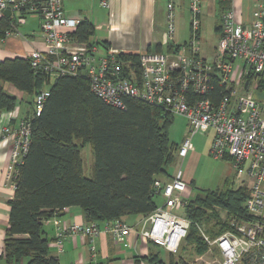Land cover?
Here are the masks:
<instances>
[{
  "label": "built area",
  "instance_id": "built-area-1",
  "mask_svg": "<svg viewBox=\"0 0 264 264\" xmlns=\"http://www.w3.org/2000/svg\"><path fill=\"white\" fill-rule=\"evenodd\" d=\"M97 1L100 7H109V0ZM222 1L229 6L221 15L212 61L203 56L199 47L201 0H189L192 33L189 41L169 52L140 53L137 65L100 47L90 40L92 37L84 43L73 38L81 21L64 16L62 0H41L34 12L40 16L43 48L32 50L27 59L35 74L46 75L51 80L87 76L91 93L106 105L125 109L127 100H135L184 118L189 135L179 145L180 159L194 150L191 139L197 132L212 130L210 155L215 159H230L236 179L249 184L244 206L249 218H236L214 208L224 223L218 225L223 232L213 240L203 232L200 235L217 254L218 260L213 264H264V90L259 86L260 75L264 73V0H256L248 24L236 19L233 0ZM7 7L18 20L31 10L27 0H0V11ZM174 31V9L170 4L162 32L163 47L168 45ZM13 32V29L6 31L5 37ZM237 61H241L240 72L234 70ZM213 83L224 92L218 101L210 95ZM238 86L243 94L238 93ZM49 97L48 86L35 95L33 118L41 115ZM19 113L16 105L0 114V124L5 121L0 129L1 138L11 143L4 182L12 191L16 189L18 170L31 138L28 115L16 122ZM187 186L180 169L166 183L156 181L154 188L163 198V205L143 218L138 227L129 226L122 219L102 227L97 223L61 226L58 218L69 208L55 210L50 221L57 228L56 247L61 251L62 241L68 235L93 239L109 234L116 241L150 242L162 248L170 259L178 253L190 226L186 218L173 213L177 206H185L182 197ZM139 263L148 264L142 260ZM185 263L212 264L202 257Z\"/></svg>",
  "mask_w": 264,
  "mask_h": 264
},
{
  "label": "trees",
  "instance_id": "trees-1",
  "mask_svg": "<svg viewBox=\"0 0 264 264\" xmlns=\"http://www.w3.org/2000/svg\"><path fill=\"white\" fill-rule=\"evenodd\" d=\"M25 12V11H23ZM11 18L0 20V38L12 30ZM95 33L83 20L72 34L81 43ZM167 51H172L167 46ZM120 58L137 65L138 54L120 53ZM259 86L264 90V73ZM2 83L27 94L31 124L30 147L18 170L16 189L8 202L9 221L5 230L1 259L6 264H60L49 256V240L43 223L53 211L78 208L87 223H109L135 215L146 218L159 207L154 188L166 178L168 167L176 161L178 144L170 143L168 130L172 117L142 102L127 100L125 109L106 105L89 88L85 75L55 80L35 74L27 58L0 62V114L15 108L18 100ZM49 87L50 97L39 117L31 111L36 94ZM214 101L223 89L213 83ZM91 147L93 163L89 177L84 175L81 149ZM248 190L238 186L223 191H200L186 201L185 215L190 222L184 241L200 254L207 244L199 233L200 225L213 226L222 233V209L236 218L248 219L245 202ZM215 223V224H214ZM148 264H186L171 257L164 263L157 254L144 258ZM137 262V261H136Z\"/></svg>",
  "mask_w": 264,
  "mask_h": 264
},
{
  "label": "crops",
  "instance_id": "crops-1",
  "mask_svg": "<svg viewBox=\"0 0 264 264\" xmlns=\"http://www.w3.org/2000/svg\"><path fill=\"white\" fill-rule=\"evenodd\" d=\"M27 1L31 6V10L26 11L22 19L18 20L14 13L9 17L14 21L15 26L12 28L14 32L3 39L0 38V62L16 58L25 59L32 50L43 48L40 31V16L34 12L35 6L39 5L41 0ZM183 1L184 0H109L108 8L99 9L97 0H62V9L64 16L69 19L86 20L90 22L95 30L94 36L90 38V40L93 39L105 50H109L115 54L116 52L119 54H136L138 52L155 53L161 52L163 48L166 49L167 46H171L172 49L181 46L175 39L174 31V36L169 41L168 45L163 47L162 36L156 31V26L162 27L165 23L166 11L171 4L174 9L176 30L178 12L175 10L177 8L180 9V5H182ZM204 1L207 0H201L202 14V3ZM209 3H211L213 7V0H209ZM219 3L220 4H217V6L219 7L221 19L222 13L229 5L222 0H220ZM256 4V0H233V9L236 19L243 24H248ZM212 10L213 8H211L210 12ZM1 19L8 18L0 11V20ZM216 29H219V27H216ZM133 31L135 35L131 36ZM156 34H159L160 37ZM154 45L156 46V51H149L153 49ZM21 102L23 103L24 101ZM27 102L28 103L25 102L26 104L23 108L19 106L20 113L16 122L25 118L29 113V98ZM4 123L5 121L0 124V129ZM0 140V264H6L4 260L1 259V253L5 230L8 227L9 221L10 209L8 202L13 198L14 191L9 189L4 182V174L8 167L11 143L3 141L1 135ZM194 154L195 151L193 150L188 153L184 159H180L176 156V161L174 163L177 164L179 161L180 165L184 164L186 166L187 169L185 172L182 171V174L185 181L191 186L192 181L189 175V166L195 157ZM228 160L231 162L230 159ZM178 170L175 171V169H173V172L168 171L169 175L166 178H159L157 181L162 184L166 183ZM186 191L187 189L184 194ZM135 217L134 219L128 218L127 220L124 218L123 221L129 226L138 227L143 221V218L140 216ZM58 219L61 226L71 224L84 225L87 223L82 211L73 207L62 213ZM97 224L102 227L105 223ZM42 228L46 238L49 240L48 254L56 258L60 264H140V260L145 261L144 258L147 256L156 254L152 248L153 244L150 242L134 239L116 241L109 234H101L93 239L81 235H68L63 239L60 251L55 244L57 228L52 224L50 219L43 223ZM21 264H27V259H24Z\"/></svg>",
  "mask_w": 264,
  "mask_h": 264
},
{
  "label": "rangeland",
  "instance_id": "rangeland-1",
  "mask_svg": "<svg viewBox=\"0 0 264 264\" xmlns=\"http://www.w3.org/2000/svg\"><path fill=\"white\" fill-rule=\"evenodd\" d=\"M219 1L220 0H213V7L211 6V3H209V0L204 1L202 3L203 14L201 9V14H202L201 26L199 30L198 41H199L200 51L209 61L213 60L214 50H215L214 48L218 43L219 29H216V27H219L221 21L219 7L217 6V4H220ZM98 8L100 9L102 7L98 6ZM211 8H213V10L210 12ZM175 11L178 12V14L176 13L177 19H176L175 39L182 46V44L187 43L189 41V38L192 34L191 26H190L191 14L189 11V0H184L182 5H180V9L177 8ZM163 25H162L163 28L158 25L156 26L157 29L156 31L160 33V36H162L161 32L165 30V23ZM134 35L135 32L133 31L131 36ZM156 35L159 36V34ZM114 50L117 51L116 49ZM149 51L155 52L156 46L154 45L153 49ZM162 52H167V50L163 48ZM117 54L119 53L116 52V55ZM136 54H140V53L138 52ZM240 69H241V61H237L234 66V70H239L240 72ZM239 79H240V75L238 76L237 80ZM1 85L9 95L16 97V99L18 100L17 102L18 107L21 106V108H23L24 105L28 103L27 100L28 98L30 99V97L27 94L17 91L10 84L2 83ZM240 88L241 87L238 86V89ZM238 93L243 94L244 91L240 89ZM21 101L24 102L22 103ZM188 135L189 134H188L187 121L180 116H173L171 126L168 130V138L170 140V143H175L179 145L183 141V139ZM213 135L214 132L212 130L199 131L191 139V143L195 151L194 154L195 157L193 158V161L189 166V173H190L189 175L192 181V186L191 185L187 186V191L182 197L183 200L182 203H184L185 201H189L197 193H200V191H206V190L223 191L226 189H235L238 186L245 187L246 189L249 187V184L247 182L238 181L236 179L235 177L236 172L233 168L232 163L228 159H215L210 155L209 152H210ZM81 158L83 161L84 175L86 177H89L91 171V165L94 159L91 152V147L88 144L81 149ZM179 168L183 172H185L187 169L184 164L180 165L178 161L177 164H173L169 166L168 171L173 172V169H175L176 171ZM156 203L158 206H162L163 198L162 197L156 198ZM173 213L177 214V216L179 217H184L185 206L183 204L177 206L173 210ZM126 217H127L125 218L126 220L128 218L129 219L136 218L135 215H130ZM201 232L206 234L210 238V240H213L219 235H221L220 232H217V228L213 226V222L211 223L210 226L201 224L199 233L201 234ZM152 246H153L152 247L153 251L160 257V259L164 263H167L169 261L168 254L162 248L154 245ZM216 255L217 254L215 250L209 246H207L205 252L196 254L192 251V247L189 244H187L184 240H182L179 247V251L177 254L173 255V259L174 260L182 259L186 262H192L196 257H202V260L212 263L213 261L217 262L218 258Z\"/></svg>",
  "mask_w": 264,
  "mask_h": 264
},
{
  "label": "water",
  "instance_id": "water-1",
  "mask_svg": "<svg viewBox=\"0 0 264 264\" xmlns=\"http://www.w3.org/2000/svg\"><path fill=\"white\" fill-rule=\"evenodd\" d=\"M3 12V15L6 17V18H9L12 14V10L10 7H7L5 10L2 11Z\"/></svg>",
  "mask_w": 264,
  "mask_h": 264
}]
</instances>
